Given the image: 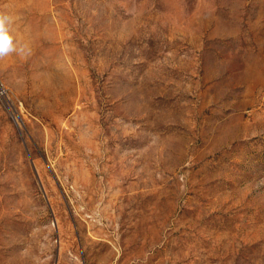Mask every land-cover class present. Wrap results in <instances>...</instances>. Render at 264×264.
Listing matches in <instances>:
<instances>
[{
    "label": "rangeland",
    "instance_id": "rangeland-1",
    "mask_svg": "<svg viewBox=\"0 0 264 264\" xmlns=\"http://www.w3.org/2000/svg\"><path fill=\"white\" fill-rule=\"evenodd\" d=\"M0 14V264H264V0Z\"/></svg>",
    "mask_w": 264,
    "mask_h": 264
},
{
    "label": "clouds",
    "instance_id": "clouds-1",
    "mask_svg": "<svg viewBox=\"0 0 264 264\" xmlns=\"http://www.w3.org/2000/svg\"><path fill=\"white\" fill-rule=\"evenodd\" d=\"M13 17L7 14H0V59L11 54L22 57L31 55V49L24 44L18 46L13 34Z\"/></svg>",
    "mask_w": 264,
    "mask_h": 264
}]
</instances>
